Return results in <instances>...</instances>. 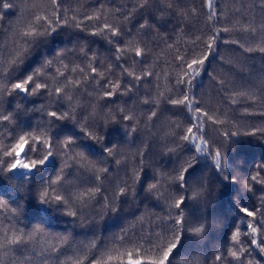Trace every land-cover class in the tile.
Returning <instances> with one entry per match:
<instances>
[{"label":"trees","instance_id":"obj_1","mask_svg":"<svg viewBox=\"0 0 264 264\" xmlns=\"http://www.w3.org/2000/svg\"><path fill=\"white\" fill-rule=\"evenodd\" d=\"M7 2L13 5L11 9L0 7V56L4 58L5 63L10 57L14 41L18 40L19 29L32 20L34 12H38L44 6L50 8V0H7ZM141 2L142 0H63L61 10L68 9L69 16L76 14L77 18L83 21L81 29L69 28L57 35L55 40H49L45 46L34 49L26 59L23 68L30 71L29 66H39L41 59L45 56L52 58L58 50H70L67 51V59L64 61L70 67L73 65L85 67L91 57H96L91 63L105 73L104 78L99 79L98 82L90 79L82 85L81 91L76 93L81 105L77 108L76 115L77 119L83 118L94 123L95 127L89 130L98 131L104 137V141L98 144L81 137L82 143L76 147L75 151L86 153L92 163L108 169L104 178V187L108 191L104 192V195L111 197L116 183L124 180L131 183L133 169L140 170L141 184L146 186L145 182H155L152 179L154 172L173 175V170L194 154L188 151L186 143L180 141L182 131L176 129L171 123V121L182 122L184 126H187L189 124L187 116L184 113H174L171 110L172 106L163 101L159 108H156L152 100L159 99L161 93L165 97H180L183 89L176 85V79L184 69V65L176 57L183 56L185 60L190 61L193 56L200 53L205 47L203 41L211 35L213 26L220 29L225 27L232 29L230 32L221 31L215 52L209 57L211 66L208 62L205 63V71L193 81L195 87L192 89L195 99L200 101L204 110L209 111L210 114H217L220 119L226 121L222 125L206 123L205 138L208 139L211 149H219L225 156L224 163L229 168L225 169L224 175L229 180L222 183L217 178L211 159L202 162L203 168L200 174L206 178L209 189L205 197L206 202L198 204L192 201L184 211L187 219L207 222L211 227L206 228L203 239L185 238L184 247L180 250V255L176 257L177 261L191 260L195 257L199 260V264H214L216 255L226 256V250L232 247L231 235L235 229L239 227L242 233L247 231L243 223L246 214L241 209L247 207L250 211L256 209L264 211V205L261 203L264 192L259 190L264 185H252L251 192L244 186L245 181L255 171L253 164L264 161V138L242 135L239 143H232L222 135L224 131H251L253 125L264 124V116L260 115L264 112V105L253 104L252 101L243 99H238L236 104H232L228 99L235 90L251 89L260 93L261 86L264 85V53L246 52L239 44L225 43V41H239L245 48L255 47L258 39L254 37L258 38L261 33L259 31L251 34L242 32L236 25L237 21L244 24L253 20L259 28L264 21V0H214L219 19L213 21L208 19V10L203 6V0H174L173 10H165L168 0H150L149 7L139 9L137 5ZM193 8L196 9L195 14L191 12ZM74 9L77 12H73ZM181 12L186 13V16H181ZM94 14H100L102 19L100 21L84 19L85 15ZM145 21L150 27L141 29L140 25ZM104 22L119 24L123 35L115 38V44L123 47V42L139 41L147 54L142 58H134L133 53L127 52L120 59H116L117 52L113 43H109L104 36L91 35L96 25H102ZM197 37L200 39L198 40ZM80 45L85 47L86 55L79 51ZM57 67L59 64L54 61L47 75L55 76ZM109 67L111 72L107 70ZM123 69L135 71L137 75L147 70L153 75L137 82L126 74L121 75ZM85 72H87L86 68ZM7 75L8 70L5 69L4 76L0 77V80L8 83ZM68 75L72 79L81 78L79 74ZM117 79L122 86H130L132 91L126 95L99 99L104 89L108 87V81ZM221 79L225 81L224 86L216 83ZM66 104L67 102L64 101L57 106L53 102L49 106V99L46 96L24 97L5 94L3 98H0V111L11 114L13 120L11 123H0V143H12L11 138L17 133L22 134L37 126L48 124L50 118L46 115V111H67ZM89 105L95 106V116L89 114L91 111ZM41 106H45L46 111H40ZM118 107H123L126 114L133 119L121 120L123 114L116 111ZM245 108L256 114L244 116ZM108 109L112 110L117 123L106 125L103 123V120L107 119L104 113ZM152 111H156L157 116L149 120L148 117ZM61 127L62 125H52V130L56 131ZM132 128L136 131H131ZM64 134H71V132L65 130ZM104 144L115 145L118 154L107 156L102 152ZM171 148H175L176 152L170 153L168 149ZM116 160H120L121 164L117 165ZM69 165L64 175L72 185L81 191L97 186L91 171L71 161ZM43 175L45 180L49 177L55 179L56 172L50 167V170ZM261 175L264 176V173ZM233 178L235 180L231 182ZM39 183V179L33 182L28 178H20L16 173L0 174V199L5 200L8 205L7 209L0 208V233L9 229L24 232L40 229L38 239L49 240L52 243H57L56 237L59 235L71 234L74 243L63 247L60 253L56 254L60 259L73 256L77 249L87 246L93 239L98 240V248L101 251L105 245L111 247L114 243L113 234H118L121 228L127 227L128 222L135 219L131 213L139 214L144 210H151L159 216L167 215L164 208L156 207L149 200L142 199L141 195L138 197L139 212L135 206L123 205L125 211L119 216L110 215L101 219L97 215L101 206L96 204L83 214L89 216L90 213L89 221L95 218V222L81 226L79 222H74L72 217L61 215L51 207L40 205L34 199L33 193L36 189L32 185ZM193 183H195V177H193ZM165 186L170 192L187 195L180 193L174 184L166 183ZM137 191H140L139 186ZM253 205L255 208L252 207ZM11 208H16L17 213L11 212ZM254 219H261L259 211ZM140 230V225H137V233ZM128 246L131 245L128 244ZM245 246H247L246 242ZM116 247L122 246L117 243ZM40 250L39 243L30 244L27 247L21 246L12 249L3 256V259L5 264H12L13 260L32 256L33 264H39L43 258L40 256ZM95 251L93 250L92 254H95ZM257 251L255 249L251 251V258L259 259ZM47 255L45 253V257ZM89 258L91 259V255ZM230 259L228 258L225 264H229Z\"/></svg>","mask_w":264,"mask_h":264},{"label":"snow or ice","instance_id":"obj_2","mask_svg":"<svg viewBox=\"0 0 264 264\" xmlns=\"http://www.w3.org/2000/svg\"><path fill=\"white\" fill-rule=\"evenodd\" d=\"M63 0H50V8L42 7L38 12L33 13V18L18 31V40L14 41V47L10 53V57L6 63L0 56V77L4 76L5 69L8 70L7 80L4 83L0 80V98L6 94L22 95L24 97L46 96L49 99V106L53 102L59 106L61 102L66 101L67 111H46L45 106H41L40 111H46V115L50 118L48 124L37 126L31 131H25L22 134L17 133L12 136V143H0V174L16 173L20 178H28L30 181L39 179V184H33L35 192L34 199L42 206L51 207L61 215L72 217L74 222H79L81 226H85L89 222H95V218L89 221V216L83 215L90 208L100 204V210L97 215L104 219L107 216H119L124 212L123 205L135 206L139 212L141 197L144 200H149L156 207H162L167 212L166 216L156 215L151 210L143 212L131 213L135 219L128 222V226L121 228L118 234H113V245L111 247L105 245L101 251L98 248V240L93 239L87 246L77 249L73 256L60 259L58 253L65 246H71L74 241L71 239V234L59 235L56 237L57 243H52L49 240H39L41 230L34 229L32 232H24L23 230H6L0 233V264H5L3 256H6L12 249L28 245H41L40 256L43 257L39 264H199V260L193 257L191 260L177 261L176 257L180 255V250L184 247L185 238L195 240L196 238L203 239L206 234V228L211 225L207 222H196L186 218L185 208L190 206V202L195 201L198 204L204 203L206 193L209 191L206 178L200 174L203 168V161L211 159L212 167L218 179L223 183L229 178L224 175L228 165L224 163L225 156L219 149H211L208 139L205 138V125H222L226 121L218 117L217 114H210L209 111L203 109L200 101L195 99L192 89L195 87L193 81L205 71V63L211 66L209 59L215 52L217 40L221 31L230 32V28H211V35L207 36L203 43L204 49L193 56L188 61L183 56H177L183 65L184 69L178 74L176 85L183 89L182 94L178 98L165 97L163 93L160 98H153L152 103L156 108H159L161 101L172 106L174 113H184L189 124L184 126L182 122L171 121L176 129L182 131L179 137L182 143L188 145V151L194 154L174 169L173 175L167 173H153L152 179L154 183L141 184V175L139 169H133L131 173V183L124 180L116 183L112 189L111 197L104 195L108 189L104 187V178L108 173L107 168L99 167L98 164L91 162L89 156L81 151H75L82 141L81 137L86 140L102 143L104 137L98 131H90L94 128V123H90L87 119H77V108H80L79 97L76 93L81 91L82 85L86 84L90 79L98 82L104 78L105 73L98 70L91 61L96 57H91L90 62L85 67L65 63L67 59V51L58 50L52 58L45 56L39 61V66L31 67V70L24 69L26 59L32 54L34 49L45 46L49 40H55L56 36L61 32L67 31L69 28L81 29L83 21L77 18L76 14L68 15V9L61 10ZM150 6V0H142L138 3L139 9H144ZM203 6L208 10V19L210 21L218 20L216 5L214 0H203ZM0 7L11 9L13 5L7 0H0ZM35 7V5H34ZM175 7L174 0H168L165 5V10H173ZM77 12V10H72ZM239 11V10H237ZM193 14L196 9H191ZM181 16H186V13L181 12ZM85 20L100 21V14L85 15ZM106 19V17H105ZM127 19V17H126ZM239 30L248 33H257L261 35L257 38L258 42L255 47H244L239 41H225V43L239 44L246 52L259 51L264 53V21L257 28L253 20L241 24L237 21ZM150 27L145 23L140 25L141 29ZM93 36H104L109 43H113L116 48V59H120L125 53L131 52L135 57H143L147 53L140 42L126 41L124 46L120 47L115 44V38L123 35L119 24L104 22L96 25L95 31L91 33ZM199 40L200 37H197ZM79 51L86 55V49L83 45L79 46ZM54 61L59 64L56 68L55 76L47 75V71L53 67ZM135 62V59H134ZM142 62V61H141ZM71 63V62H70ZM85 68L87 72H85ZM63 69V71H61ZM111 72L110 67L107 69ZM18 73V74H17ZM68 74H79L77 79H72ZM95 74V75H93ZM126 74L133 78L134 81H141L144 77L153 75L151 71L143 70L140 75L135 71L123 69L121 75ZM62 78V79H61ZM215 79V78H214ZM221 86L225 85L224 80H217ZM130 86H122L119 79L109 80L108 87L104 89L103 94L99 99L116 97L117 95H126L131 92ZM232 104H236L238 99L252 101L253 104L260 103L264 105V85L261 86L260 93L249 89L247 91L235 90L231 97H228ZM148 103V101H145ZM19 107V106H17ZM91 109L90 115L95 116V106L89 105ZM117 112L121 115V120L131 121L132 116L126 114L123 107H118ZM255 112H249L248 108L244 109V116L255 115ZM260 115L264 116V112ZM107 119L103 123H117L111 109L104 113ZM157 112L152 111L149 120L156 117ZM13 116L0 111V123H11ZM52 125H62L59 130L53 131ZM70 126V127H69ZM236 126L235 124L233 125ZM68 131L71 134H64ZM103 130V128H101ZM15 131V130H14ZM135 132L136 129L132 128ZM175 135V133H172ZM226 140H231L232 143H239V138L243 136L264 138V124L253 125L251 131L247 132H228L222 133ZM170 153H175L176 149H168ZM102 152L107 156L118 154V149L115 145L108 146L104 144ZM142 156V153H141ZM69 161L86 168L93 174V180L97 186L87 188L83 191L72 185L65 178V170L69 168ZM117 165L121 164L120 160H116ZM55 170V179L49 177L44 179V173L50 170ZM254 173L245 181L247 191H252V185H264V161L253 164ZM195 177V183H193ZM11 179V177H9ZM235 178H233L234 182ZM174 184L180 193L187 195H179L175 192L168 191L165 184ZM140 191H137V187ZM76 188V190H73ZM163 189V191H162ZM264 192V187L259 189ZM99 197V199H97ZM101 201L103 203H101ZM261 203L264 205V197H261ZM255 208V206H252ZM0 208L7 209V202L0 199ZM11 212L17 213L16 208H11ZM241 211L246 214L244 227L246 232H241L237 227L231 235L232 247L226 250L227 255H216L215 262L225 264L228 258L229 264H262L264 261V211L260 209L249 210L242 208ZM260 212L261 219L255 220L257 212ZM247 218H253L248 220ZM140 225V231L137 233L136 226ZM144 229H147L146 231ZM128 242L127 244L125 242ZM245 242L247 246H245ZM122 247H116V244ZM128 244L131 246L129 247ZM255 249L259 259L251 258V251ZM95 251V254L93 253ZM45 253L48 255L45 257ZM91 255V259L89 258ZM54 258V259H53ZM34 257L25 256L22 260H13L12 264H33Z\"/></svg>","mask_w":264,"mask_h":264}]
</instances>
